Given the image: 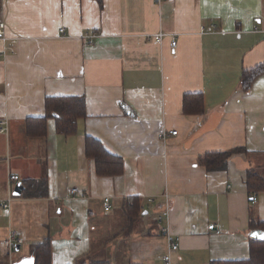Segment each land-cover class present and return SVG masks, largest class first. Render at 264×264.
<instances>
[{
  "label": "crops",
  "instance_id": "1",
  "mask_svg": "<svg viewBox=\"0 0 264 264\" xmlns=\"http://www.w3.org/2000/svg\"><path fill=\"white\" fill-rule=\"evenodd\" d=\"M0 22V264H33L29 245L47 236L52 264L248 258L250 219L264 221V190L245 180L249 169L264 176V73L247 92L239 78L264 63V0H0ZM187 93H201L203 114L182 112ZM49 96H83L86 116L74 134L50 118L43 140L27 137L25 119L44 116ZM86 135L123 159L121 174H96ZM236 147L245 151L221 170L197 162ZM13 174L23 186L45 178V194L13 195ZM129 197L142 211L132 232ZM11 231L18 249L6 245Z\"/></svg>",
  "mask_w": 264,
  "mask_h": 264
},
{
  "label": "trees",
  "instance_id": "2",
  "mask_svg": "<svg viewBox=\"0 0 264 264\" xmlns=\"http://www.w3.org/2000/svg\"><path fill=\"white\" fill-rule=\"evenodd\" d=\"M262 73H264V63L243 70L239 78L241 88L247 92L253 80ZM44 107V116L28 117L25 119L24 128L27 137L43 140L46 136L47 120L50 118L55 120L57 132L64 135L74 134L77 130L78 120L86 116L85 99L83 96H49L45 98ZM204 111V99L201 93H187L183 95L182 112L185 115H200ZM244 151L243 148L236 147L225 151L206 152L197 158V162L207 170H221L226 167L229 158L233 154ZM84 153L86 157L94 160L97 175H119L123 171V159L120 156L110 154L101 142L93 137L85 136ZM245 180L248 191L264 190V176L255 169L247 170ZM23 183L24 189L22 190V194L24 196H43L45 194V178L25 180ZM140 201L138 197H129L123 204V209L127 215V228L129 232H132L141 218ZM154 222L157 223L156 220ZM249 228L251 230L258 229L264 231V221L250 219ZM29 254L33 258V264H52L51 238L47 236L40 242L30 244ZM3 262L4 260H2L1 264H5ZM73 264L112 263L99 259H79ZM209 264H264V239L249 238V256L246 259L213 260Z\"/></svg>",
  "mask_w": 264,
  "mask_h": 264
},
{
  "label": "built area",
  "instance_id": "3",
  "mask_svg": "<svg viewBox=\"0 0 264 264\" xmlns=\"http://www.w3.org/2000/svg\"><path fill=\"white\" fill-rule=\"evenodd\" d=\"M155 2H160L161 0H154ZM210 29L211 30H214L216 29V25L215 24H210ZM200 31H205L203 27H201ZM59 32L60 33H63L64 32V28H60L59 29ZM166 34L164 33H161V32H158V33H155L153 34L152 38L153 40L155 41H161L163 36H165ZM95 36V33H89L85 36V38L87 39H90V38H93ZM0 39L1 40H5L6 39V36H5V24L3 22H0ZM176 45V39L174 36L170 35V46L171 47H175ZM11 52H13V48H9ZM1 123V127H0V132H4L6 127H5V122L2 121L0 122ZM171 134L175 135L176 134V131H171L170 132ZM10 180H13V181H19V176L18 175H10L9 176ZM69 193L72 195V196H75L76 194H79V190L77 188H71L69 190ZM252 202H254L256 200V197L253 195L252 196ZM147 201L151 202L153 201L152 198H148ZM104 209L105 210H108L110 208V203H109V198L108 197H105L104 198ZM0 206L3 207V208H6L8 206V201H4V202H0ZM168 208L166 207L165 208V213L164 214H158L156 215L155 217V220L160 223L162 222L163 220H167L168 219ZM165 229L161 228V231H164ZM218 232V231H216ZM178 238H175L174 240H172L168 246V251H174L177 249L178 247ZM22 243V239L18 237L16 231H11L9 233V236L8 238L6 239V245L8 247L9 250H13L17 245L21 244ZM163 260L164 262L170 264V257H169V253H167L165 256H163Z\"/></svg>",
  "mask_w": 264,
  "mask_h": 264
},
{
  "label": "water",
  "instance_id": "4",
  "mask_svg": "<svg viewBox=\"0 0 264 264\" xmlns=\"http://www.w3.org/2000/svg\"><path fill=\"white\" fill-rule=\"evenodd\" d=\"M24 189V186L21 181H17L13 187L12 194L13 195H20L22 190ZM249 236L253 239H264V231L262 230H256L249 234ZM18 249V247H16ZM14 264H32V259L27 258V260H22Z\"/></svg>",
  "mask_w": 264,
  "mask_h": 264
},
{
  "label": "rangeland",
  "instance_id": "5",
  "mask_svg": "<svg viewBox=\"0 0 264 264\" xmlns=\"http://www.w3.org/2000/svg\"><path fill=\"white\" fill-rule=\"evenodd\" d=\"M262 173H264V172H262ZM152 215H153V214H152ZM104 255H105V254H103V257H104Z\"/></svg>",
  "mask_w": 264,
  "mask_h": 264
}]
</instances>
